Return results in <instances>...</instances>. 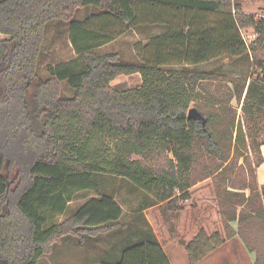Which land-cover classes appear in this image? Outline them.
<instances>
[{
	"label": "trees",
	"instance_id": "1",
	"mask_svg": "<svg viewBox=\"0 0 264 264\" xmlns=\"http://www.w3.org/2000/svg\"><path fill=\"white\" fill-rule=\"evenodd\" d=\"M84 7L94 12L74 20ZM54 20L67 23L74 57L48 65V78L42 79L39 56ZM147 25L166 32L134 44L138 63L98 53ZM247 28L256 35L250 47L241 34ZM0 36V264H37L66 238L83 246L86 238L125 227L120 205L99 193L95 176L123 178L157 204L181 210L179 203L190 199L197 183L192 172L200 158L214 163L203 179L221 177L225 185L233 159L247 153L256 157L254 186L240 188L249 196L226 185L218 192L225 235L201 228L180 244L188 264H197L236 235L254 254L253 264H264V186L254 178L264 144V18L242 13L232 0H0ZM248 51L257 72L248 83L230 80L223 96L208 85L215 76L164 69ZM135 73L139 88L111 87L119 76ZM62 82L70 98L60 96ZM232 99L241 102L245 125L236 122ZM190 108L203 121L188 119ZM12 147L23 155L26 185L10 201ZM83 191L96 196L57 221ZM144 236L100 264H170L157 239Z\"/></svg>",
	"mask_w": 264,
	"mask_h": 264
},
{
	"label": "rangeland",
	"instance_id": "2",
	"mask_svg": "<svg viewBox=\"0 0 264 264\" xmlns=\"http://www.w3.org/2000/svg\"><path fill=\"white\" fill-rule=\"evenodd\" d=\"M243 2L246 8H255L254 15L257 18H264V0H232L234 4ZM240 6V5H239ZM94 10L93 7H84L77 10L74 14V20H81L86 13ZM244 39L248 44L250 41L249 31L241 30ZM249 34V35H248ZM44 42L38 61V75L42 79L48 78L46 67L60 62L67 61L74 57L71 45L68 40V25L61 20H54L48 23L44 33ZM138 34L131 33L123 39L113 43L108 51L117 52L121 62L126 64L138 63L135 55L134 44L139 40ZM4 37L0 36V40ZM252 43V41H251ZM250 43V44H251ZM250 44L248 46L250 47ZM134 52V53H133ZM227 68V69H226ZM169 71L187 70L191 72L205 73L217 77L215 82H209L212 92L219 91L218 96L228 93L227 88L231 89L230 80L246 79L257 72L253 62L248 66L242 64L239 74L235 72V67L230 64L219 65L216 60L208 63L191 65H177L164 67ZM72 91L65 82L60 83V96L70 98ZM231 108L235 114L236 122L244 124V114L241 110V102L232 99ZM0 144L3 142L0 141ZM8 170L12 183L8 194L9 200H13L26 183V170H24L22 153L17 147L8 149ZM245 159V160H244ZM256 157L253 153H247L244 158H234L225 177L230 180L227 184V190L231 192H241L247 197L250 192L245 186H254V181L250 173ZM16 162H22L18 166ZM214 166L212 161L200 158L193 169L192 175L197 180L191 190L189 200L179 203L181 210L169 209L165 203L157 204L152 198L146 196L136 187L123 178L112 176H95V183L98 185V191L101 194L114 197L122 209L123 216L121 223L125 227L111 231L106 234H100L95 238H86L83 246L74 237L64 239L61 245L55 246L53 252L48 256H43L37 264H100L102 261H112L117 259L120 251L128 244L143 239L145 234H151L165 250V254L170 264H188L187 257L180 241H190L199 229H204L207 234L218 231L224 236V224L220 216V206L218 192L225 189L221 177L203 179L207 175V170ZM21 168V169H20ZM233 171L231 172V170ZM20 170L22 172L20 173ZM229 186V187H228ZM95 192L83 191L76 193L69 203L64 215L57 221H64L72 215L75 210L91 197H95ZM229 226L236 231V222ZM234 237H237L236 235ZM233 238V237H232ZM237 239H239L237 237ZM240 240V239H239ZM235 243L237 240H234ZM229 251V246L225 249L215 252L204 263L197 264H251L245 253L241 255H232L236 251V244ZM235 249V250H234ZM229 251V253H226ZM231 252V253H230ZM254 263V262H253Z\"/></svg>",
	"mask_w": 264,
	"mask_h": 264
},
{
	"label": "crops",
	"instance_id": "3",
	"mask_svg": "<svg viewBox=\"0 0 264 264\" xmlns=\"http://www.w3.org/2000/svg\"><path fill=\"white\" fill-rule=\"evenodd\" d=\"M239 5H240V11L242 13H244V14H253V15H254L255 11L252 12L251 10L257 9L256 7L258 6V5L255 6V8H248V7L246 8V6L244 5V3L242 1L239 2ZM93 12H94V10H90L88 13H86V15H89V14H91ZM246 30L251 32L250 36H249L250 41H248V44H250L251 41L253 42L255 40L256 35H255L254 31H253V28L243 29V32L246 31ZM165 32H166V29L164 27H162V26H159V25L140 26V27H137L135 29H131L130 31H128L127 33L123 34L118 39L113 41L112 43L99 48L98 53L99 54L117 53L115 51L114 52L108 51V49L117 40L123 39L125 36H130L131 33H136V35L138 34V36H140V37H139V40L137 42H141V43L145 44L151 38L163 35ZM242 38H243L246 46L248 47L246 39H244L243 35H242ZM215 60L217 61V63H219V65L226 64V63L230 62V64L235 67V72L237 74H239L240 69L242 67V64L249 66L252 63V56H251V53L248 51L246 54H244V55H242L240 57L223 56V57H219V58H217ZM235 78L239 79V78H241V76L240 75H236ZM244 78L247 79V83H248L249 80H250V75L247 76V77H244ZM140 86H141V76L138 73H135V74H132V75H128V76L122 75V76H119L118 78H116L114 81L111 82V87L114 90H116V91H125V90H129V89H135V88H139ZM259 153H260V157L262 158V162L260 163V165L258 167H254V178H255V182H256V184L258 186H264V144H262L260 146ZM234 240H237V242L235 243ZM233 242L236 244V248H235L236 250L234 249L236 252L233 253L232 255L235 257V255L237 256V255H241V254L245 253V255H246L247 259L249 260V262L251 264H253L254 258H255L254 254L248 253L246 251L244 245L241 243V241L239 239H237V237H233L230 240H227L223 246H221L220 248L215 250L213 253L208 255L206 258H204L200 262L204 263L215 252L220 251L221 249H225L228 246H229V248H228L229 251H231L232 247L230 245ZM229 251H227L226 253H229Z\"/></svg>",
	"mask_w": 264,
	"mask_h": 264
},
{
	"label": "water",
	"instance_id": "4",
	"mask_svg": "<svg viewBox=\"0 0 264 264\" xmlns=\"http://www.w3.org/2000/svg\"><path fill=\"white\" fill-rule=\"evenodd\" d=\"M187 118L192 120L203 121V117L194 108H190L187 113Z\"/></svg>",
	"mask_w": 264,
	"mask_h": 264
}]
</instances>
